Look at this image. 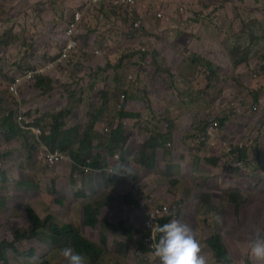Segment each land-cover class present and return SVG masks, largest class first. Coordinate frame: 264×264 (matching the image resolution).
I'll return each instance as SVG.
<instances>
[{"label":"rangeland","instance_id":"rangeland-1","mask_svg":"<svg viewBox=\"0 0 264 264\" xmlns=\"http://www.w3.org/2000/svg\"><path fill=\"white\" fill-rule=\"evenodd\" d=\"M148 1L149 8L161 6L156 9L163 10L164 16L170 14L169 33L164 40L172 43L164 45L163 51L170 59L177 60V66L158 65L153 49L158 22H152V30L141 28L138 39L134 40L138 33L126 32L127 20L117 10L93 3L82 24V43L106 42V53L101 56L107 58L106 65L100 64L99 58L87 57L78 50L73 62H79L81 69L75 78L71 63L56 66L57 77L42 76L47 83L41 93L33 91L30 100L22 97L27 121L19 124L13 120L21 134L6 141L0 130L2 145L11 143L10 149H3V155L18 159L4 163L3 168L12 176L4 181L0 179V249L7 246L5 240L13 245L5 250L0 264H36L42 260L64 264L60 247L65 240L55 238L49 228L68 223L96 245L103 244L100 247L103 264H161L155 255L148 253L150 243L145 242L144 247L140 234L127 240L122 233L121 223L128 216L126 210L133 207L131 198L125 194L128 182L119 183V203L114 202L111 209L105 202V188L101 183L89 184L92 178L93 183L102 180L110 185L107 171L76 177L74 169L67 168L62 174L64 180L75 184L68 198L73 202L60 200L58 205L54 204L56 195L62 198L64 195L54 192L50 173L46 175L51 168L44 161V155L50 147L40 139L53 125L54 114L46 122L40 120L58 110L63 113V131L74 127L82 133L94 120L92 153L109 150L106 144L110 131L120 121L126 139L115 149L118 158L111 159L107 168L117 169L120 163L131 169L134 180L142 176L139 180L144 202L150 199L152 205L181 202L182 222L194 230L206 264H220L207 242L216 234L223 236L233 259L231 264H264V259H257L249 252L250 242L258 235L264 237V0ZM84 2L91 0H0L3 77L0 91L8 92L6 81L19 71L44 66L56 59L61 43L66 40L62 24ZM187 11L190 13L186 14ZM185 26L191 33L185 39L174 41ZM78 36L79 33L75 35ZM236 45L251 49L248 60L237 66L231 58V49ZM141 46L145 50L139 52ZM135 53L139 60L150 57L148 79L153 80L157 75V85H148L147 81L125 86L128 67L123 61L131 64ZM173 54L177 57L171 58ZM175 75L182 81L176 83ZM168 76L172 77L171 83ZM157 89L161 93H156ZM25 90L21 89V94ZM122 91L126 93L124 110L116 108ZM5 97L4 93L0 95V99ZM30 102L35 105L28 110L26 105ZM255 103L258 109L253 111L251 106ZM36 108L40 111L35 113ZM120 111L137 115L121 120ZM210 119L223 120L219 124L223 136L221 139L208 136L205 147L198 150L192 137L207 127ZM37 127L40 132L33 130ZM144 137L154 138L158 144L146 171L133 161L138 140ZM210 139L214 142L209 150ZM239 146L247 149L246 157L240 156ZM64 152L73 157L70 152ZM209 156L217 159V166L206 160ZM239 160L243 162L241 168L237 166ZM67 161L71 164L70 159ZM234 190L239 197L231 202L230 193ZM123 200L128 204L125 207ZM95 202L103 207L98 226L92 229L84 224V206ZM28 206L43 220L47 215L53 218L34 238L15 242V234L24 233L30 227ZM106 223L113 225L114 230ZM102 234L107 237L105 243L101 241ZM137 240L141 241L144 251L134 250L139 247ZM84 257L86 264H92L89 257Z\"/></svg>","mask_w":264,"mask_h":264},{"label":"trees","instance_id":"trees-1","mask_svg":"<svg viewBox=\"0 0 264 264\" xmlns=\"http://www.w3.org/2000/svg\"><path fill=\"white\" fill-rule=\"evenodd\" d=\"M113 9L116 10L115 8ZM79 29H78V33L80 34V36H78V39L82 40V35H83L82 27H80ZM250 53H251V49L249 47H243L241 45L233 46L231 49L232 63L237 66L246 62L250 56ZM208 65L210 66L211 63L208 62ZM156 76L157 75L153 76V80L156 79ZM149 80L152 81L151 79ZM46 83L47 81L45 78L38 77V79L34 81L33 85L35 86L32 87V89L42 90L43 86ZM2 93H4L6 97L0 99V112H4L8 110V114L2 115L0 122L1 124L0 130L4 132L2 136H4V139L6 141H8L13 136L20 135L21 130L16 124L13 123L14 107H15L14 97L9 92L0 91V95ZM61 111L62 110L53 111L52 114H50V116L48 117L42 116L41 117L42 120H40L41 123L46 122L54 114L53 115L54 122L53 125L50 126L49 132L47 133L46 131H44L40 135V139L44 143H46L51 150L59 149L61 152L64 151L70 152L73 157H71L70 155L69 156L77 164L86 163L85 162L86 157H89L91 158V163H89V165L92 166L93 168H98V169L100 167L103 168V166L105 165L108 166L111 159L112 161H114L112 157L115 149L121 147V145L124 143L126 139V136L123 135V128L120 124V121L119 124H117L116 127H114L110 131V139L106 144L109 150L92 153V151L94 150L93 141L95 138L94 120L85 128L84 132L82 133H80L74 127L67 128L66 130L63 131L61 130V125L63 123L61 121V117L63 115ZM133 115H135L134 112L128 113V112L120 111L119 113L121 120L125 119L126 117L129 118V116H133ZM193 130L196 131L195 129ZM199 133H204V134L201 135ZM192 138H193V144L197 145L198 150L203 149L208 140V136L206 134V127L197 134L193 135ZM138 141H139V148L136 152V155L133 158V161L146 171L150 167V164L155 155L156 146H158V144L155 142L154 138L147 139L146 137H144V138H140ZM1 145H2V140L0 136V148ZM238 151L241 157H246L247 149L245 147L239 146ZM3 156L4 157L8 156V154H4ZM206 160L214 166L218 165L217 159L214 157L209 156L206 158ZM7 177H8L7 169H3V170L0 169V179L4 181L6 180ZM238 197L239 194L237 191L234 190L230 193L231 202H235L238 199ZM53 202L54 204L57 203L58 205L59 200L54 198ZM237 206L239 205L237 204ZM102 207L103 206L100 202H95L94 205L86 204L84 206L85 226L90 227L92 229L97 228L99 223V216L102 213L101 212ZM27 215H28L30 227L27 231H24V233L18 231L15 234V242L34 238L36 235H38V232L40 230H42L43 228H47L46 224H50L49 222L53 218L52 215H47L45 217V220H43V218L29 206L27 207ZM121 226L123 233L127 237V240H129L133 234L137 233V231H135L133 227H127L124 225ZM49 230L55 238H60L65 240L61 244L60 250L65 246H71L74 251L80 252L83 255L89 257L92 264H103L102 249L100 248L103 247L102 243L96 245L93 241L82 235L79 232V230L71 224H66L63 226L51 225ZM105 239H107V237L104 234H102L101 241L105 243ZM207 242L209 247L212 249L213 254L218 263L231 264L233 259L230 257L229 248L226 245L225 240L221 234H216L210 237ZM5 243L7 244V246L0 249V262L2 260V256L5 253V250H7V248L13 247V245L9 244L7 240H5ZM139 249L142 251L145 250L144 247L141 245V242H139ZM36 264H55V263L42 260L37 262Z\"/></svg>","mask_w":264,"mask_h":264},{"label":"clouds","instance_id":"clouds-1","mask_svg":"<svg viewBox=\"0 0 264 264\" xmlns=\"http://www.w3.org/2000/svg\"><path fill=\"white\" fill-rule=\"evenodd\" d=\"M92 4H93L92 0L90 3L84 2L81 6L75 8V10L72 12L71 16L66 21V26L63 28L64 36L66 37V40L64 43H61V48H60L59 54L56 57V59H53L50 62H53L59 58L63 46L67 43V41L69 39V36L67 34V31H66L69 23L71 21L75 20L76 14L78 12H80L82 14L81 20L78 23L79 25L77 26V28L74 32V37H75V35L78 33V29L80 27H82V24L85 20V16L88 12V9L91 7ZM94 5H101L105 8L112 7V8H115L121 15H123V13L127 15V13L123 7L118 8L112 3L108 4L107 1L104 2V0H101V2L99 4L94 3ZM137 15H139V14H137ZM131 17L129 16V18H131ZM139 29H141V26ZM76 39L79 40L78 37ZM138 51L142 52V51H140V49ZM95 53H97V52L95 51ZM68 58H67V60H68ZM148 58L150 59V57H148ZM66 61L62 65H64L66 63ZM50 62H48V63H50ZM62 65H57V66H62ZM36 67H39V66H36ZM36 67H28V68H36ZM28 68H25L24 70L19 71V73L15 74L11 80L6 81V89L14 97L15 102H16V105L14 107V117L13 118L19 124H21L22 121L26 119L25 114H24L25 110H24V107L22 105V97H25L26 100H30L31 99L30 96H31L33 91H40V93H41V90L32 89V87L35 86L32 84V82L35 81L38 77H42V76H44V77H57L56 73L53 71L50 75L49 74L37 75L32 81L28 82L24 78H22V76H21V74H23L25 72V70ZM74 75H76V74H74ZM149 75H150V69L148 70L147 76L142 78L143 79L142 82H147V81L148 82H157L158 81V79H154V80L150 81L148 79ZM17 78H20V80L18 82H17ZM0 81H3L1 71H0ZM134 81H137V78ZM14 83L17 84L16 85L17 92H15L14 90L11 89V86ZM21 89H27V90H25L21 94ZM122 92L126 96L125 91H122ZM29 104L31 105V102ZM252 106H251V109H252ZM120 109L123 110L122 107ZM28 110H30V109H28ZM253 111H256V110H253ZM3 114L7 115L8 110H6L4 112H0V117H2ZM26 121L27 120H25V122ZM212 121L218 122V128H217L214 135L209 133V128H210ZM221 123H222L221 120L210 119L208 126L206 127L207 136H211L212 139L215 137L221 139V137L223 136V132H221L220 126H219V124H221ZM0 127H1V124H0ZM47 150H51V149H47ZM3 151L4 150L2 149V145H1V148H0V159L2 160V164L0 165L1 170L7 169V168H3L4 163L10 162L9 159L11 158L10 155H9V158L4 157L2 155ZM51 151H54V150H51ZM62 153L66 156V159L61 161L59 164L51 166V167L47 164L48 167H50V168L57 167L58 165L62 164L65 160L70 159L71 160L70 167H71V169H74V176H76V177H80L81 172L84 173L86 170H90L93 173H102V174H104L107 171V165L103 166V168L100 167L99 169H101V171H95V170L87 169L85 167L82 168V167H80V164H84L85 166H89V167L93 168L92 166L89 165V163H91V158L86 157V161H85L86 163L77 164L65 152H62ZM115 155L118 156V154L114 153L113 157H112L113 160L118 158V157H115ZM67 156L69 158H67ZM88 160H90V162H88ZM117 165L119 167L117 169L113 170L111 173H117V174H120L123 176L121 178H116V177L110 176L108 174V177L110 178V180H113V181L126 180V179L128 181H130L129 186H128V190L126 191L125 194H127L131 198L132 205H133V207L129 208L130 211H133V213L130 211H127L128 216L126 217L125 221L123 223H121V225L123 224L125 226V224H126L127 227H133L134 230L137 231V233L133 234L132 236H136V235L140 234L142 239H143L142 243H143L144 247H145V242H149L150 247L148 248V253L155 255L156 259L158 261H160L161 264H206L205 257L200 254L199 241L197 240V238L195 236L194 230L187 223L182 222V218H183V209H181V207L183 208L182 203L179 202L176 204L178 206L177 209H178V213H179V219L170 220L169 217H162L160 219V224L152 225L149 228L145 227V224H144L145 220L147 219V217H148V215H149V213L153 207H156V206H159L162 204H171V203L160 202L157 205H152V199L148 200V202H144V200H143V189L141 188L142 182L139 180L142 176L139 175L136 177L137 180H134L132 178V176H130V174H132V171L130 168H128L126 165L120 166V163ZM230 166H231V164L228 165L229 168H231ZM93 169H98V168H93ZM83 170H85V171H83ZM7 173H8V178L12 176V173H9L8 170H7ZM79 190H80V188H79ZM79 190L77 192H79ZM118 198H120V196ZM115 200H117V199H115ZM105 202L109 204V201L106 199H105ZM101 212H102V209H101ZM100 216H102V213ZM68 224H71V223H68ZM106 224L112 230H114L113 225H110L109 223H106ZM122 233H123V230H122ZM123 235L126 236L124 233H123ZM137 242L139 243L141 241L137 240ZM94 243L96 244V242H94ZM134 250L135 251L136 250L141 251L139 249V247H135ZM249 252L253 257H255L257 259H264V237H261L258 235L255 240L251 241L249 244ZM60 255L64 258V264H86V259H85L84 255L80 252L74 251L71 246L63 247L60 250Z\"/></svg>","mask_w":264,"mask_h":264},{"label":"crops","instance_id":"crops-1","mask_svg":"<svg viewBox=\"0 0 264 264\" xmlns=\"http://www.w3.org/2000/svg\"><path fill=\"white\" fill-rule=\"evenodd\" d=\"M157 1L160 2L161 0H157ZM148 2H149L148 0H137L136 8H137V10L139 12V17H141L142 22H143L141 28L146 27L147 29L152 30V28L154 26V24L152 22H154V21L158 22L156 30H154V33H156L158 37L157 38L155 37V39H154L156 43H155V48H153L154 49V54L156 56V59L159 61L158 65L162 64L163 66H165V65L177 66V64H178L177 60L176 59H170V57H168L163 51V46L164 45L172 43V40H170V42H167V41L164 40L165 35H167L169 33L168 24L170 22V20H169L170 19V14L165 13L164 18L156 19L155 15H154V12L157 11L156 8H160L161 6H158V7L154 8V9H151L148 6ZM158 2H156V3H158ZM149 3H151V2H149ZM165 9L170 11L169 8H165ZM148 11H151L153 13V16L150 17V18H145V14ZM160 11L164 14L163 10H160ZM189 13L190 12L187 11L186 14H189ZM122 17H123V15H122ZM124 19H126V18H124ZM126 20H127L126 32L128 30H130L131 33H138V34H136V38L134 39V40H137L139 35H140L139 32H138V31H140V29L134 30L132 28V26H131V20L130 19H126ZM166 25H167V29L164 30V27ZM62 26L63 27L66 26V21L63 22ZM182 30L183 31H180L177 34V36H176L174 41L178 42L179 38L185 39V37L188 36L191 33V30H189V28L187 26H185V28L182 29ZM82 32H83V30H82ZM126 37L128 39H130L129 36H126ZM78 43H79L78 48L75 51L72 52V54L69 56L68 60L64 64V65L69 64V63L72 64L71 65L72 77L74 76V78H75L74 74H77L79 69H81V65H80L79 62H77V61L73 62L75 53L78 50H80V51L82 50L87 57L94 56L95 58H99V63L102 64V65H106L107 58L106 57H101V56H103L104 53H106V49H105L106 42H104L102 44H94L92 42H87V43L83 44L82 40H78ZM179 43L181 44V42H179ZM181 45H184V44H181ZM96 50H99L100 52L99 53H95ZM137 57H138V53H135L133 58L131 59V61H132L131 64H129L127 60L123 61V63L128 67L127 71H126V78H127V75L129 73H137L139 75V73H140L139 70L141 68L142 61L144 60V58H142V60H139V59H137ZM146 57H149V56H146ZM175 57H177L176 54H173L171 56V58H175ZM168 59H170L171 62H169ZM64 65H62V66H64ZM171 71L173 73H175L174 68H172ZM177 75L174 76V79H175L176 83L182 81V79L177 78ZM56 76H57V73H56ZM178 76H180V75H178ZM171 79H172V77H170V76L167 77V80L169 81V83H171ZM142 80L143 79L141 77H138L137 81H129L130 84H128V82H125L124 84H125L126 87L127 86H133V85L136 84V82H138L141 85L142 84ZM148 85H157V82H148ZM161 91L162 90L157 89L156 93H161ZM64 95H66V94H64ZM34 105L35 104H31V105L27 104L26 106H27L28 109H32V107H34ZM59 106L60 105H57V107H59ZM135 106H136V104H135ZM40 107H39V109H40ZM39 109L36 108V109L33 110V112L36 113L37 111H40ZM48 110L50 111L51 108H48ZM72 115H73V113H72ZM129 118H132V117L129 116ZM181 131L182 130H180L179 133H181ZM213 142H214V140H211V139L209 140L208 145H207V147H209V150L212 148V143ZM10 148H11V143L2 145V149H10ZM9 160L11 162H13V161H17L18 159H16L15 157H11ZM67 168L71 169L69 162L67 160H65L62 164L58 165L56 169H54V170L52 168L48 169V172L46 173V175H48V173H50L48 177H49V179L52 182H54V185H52L54 192L64 195V198L59 197L57 195L55 196V197H58L59 202H60V200L61 201H65L66 200L68 202H73V199L70 201V200H68V198H69V195L72 194L75 184L73 183L72 180L71 181L64 180L63 179V174H62ZM91 173H93V172L90 171V170H86L84 173L81 172V176L85 175L86 177H89ZM92 181L93 180L91 178L89 184L98 185L99 183H101V185L105 188V193L104 194H106V200L109 201V205H110L111 209H113L114 206H115L114 202L119 203V201L115 200L118 197V193L121 191L119 183L123 182V185H124V182H128V186H129V181L127 179L126 180H119V181L110 180V185H106L102 180H98V181H96V183L95 182L93 183ZM79 185L82 187V181L79 183ZM77 187H78V184H76V188ZM127 190H128V188H127ZM126 191H125V193H126ZM127 205L128 204L123 200V207H125ZM126 211H130V209H128ZM130 212L133 213V211H130Z\"/></svg>","mask_w":264,"mask_h":264},{"label":"built area","instance_id":"built-area-1","mask_svg":"<svg viewBox=\"0 0 264 264\" xmlns=\"http://www.w3.org/2000/svg\"><path fill=\"white\" fill-rule=\"evenodd\" d=\"M93 3L95 4H99L101 2V0H92ZM107 1L108 4H114L116 7L120 8L123 7L127 13L124 14L123 16L127 19L131 20V26L134 30H137L140 28L141 24H142V19L141 17H139V12L136 8V4H137V0H104V2ZM124 11V10H123ZM180 12L183 11V8L180 7L179 9ZM155 18L156 19H162L164 18V14L160 11L157 10L154 12ZM129 16L131 18H129ZM153 16V13L151 11L146 12L145 14V18H150ZM82 14L80 12H78L76 14L75 20L71 21L66 29L67 34L69 36V39L67 41V43L63 46L62 50H61V54L59 56V58L53 62L47 63L45 66H39L36 68H28L25 70V72L23 74H21L22 78H24L26 81L30 82L32 81L37 75L40 74H51L55 69L57 65H62L67 58L71 55V53L78 47L79 43L78 40L76 39V37H74V32L77 28V26L79 25V21L81 20ZM140 51H144L145 47L141 46ZM97 53H99V50H96ZM150 62V59L148 57H146L143 61H142V65L141 68L139 70V77L143 78L146 77L148 74V70H149V65L148 63ZM137 78V73H129L127 75L126 81H134ZM20 80V78H17V82ZM16 83L12 84L11 89L14 90L15 92H17L16 89ZM124 99H125V94L123 92H121L118 102L116 104V107L118 109H120L123 106L124 103ZM253 110H257L258 109V105L257 103L253 104L252 106ZM218 128V122L217 121H212L210 128H209V133L214 135L216 130ZM35 131L40 132V128L37 127L34 129ZM108 130V128H106V131ZM232 148L230 147L229 150H231ZM115 157H118L117 155H115ZM67 158H69L67 156ZM64 159H66V156L60 151V150H46L45 152V156H44V160L45 162L51 167L54 165L59 164L61 161H63ZM88 162H90V160H88ZM2 164V160L0 159V165ZM232 164V163H230ZM242 160H239L237 162V166L239 168L242 167ZM80 167H85L87 169H91V170H95V171H101V169H93L89 166H85L84 164H80ZM113 170H115L114 167H109L107 168V172L110 176H114L116 178H121L123 175L117 174V173H111ZM178 206L175 205H171V204H162L156 207H153L147 217V219L145 220V227L149 228L152 225H157L160 224V219L162 217H169L170 220L172 219H179V213H178Z\"/></svg>","mask_w":264,"mask_h":264},{"label":"flooded vegetation","instance_id":"flooded-vegetation-1","mask_svg":"<svg viewBox=\"0 0 264 264\" xmlns=\"http://www.w3.org/2000/svg\"><path fill=\"white\" fill-rule=\"evenodd\" d=\"M45 156V155H44ZM45 161V160H44ZM123 225V224H122Z\"/></svg>","mask_w":264,"mask_h":264}]
</instances>
